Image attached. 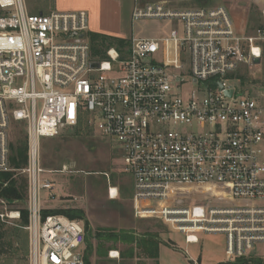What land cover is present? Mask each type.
<instances>
[{
  "label": "built area",
  "instance_id": "2783aa9c",
  "mask_svg": "<svg viewBox=\"0 0 264 264\" xmlns=\"http://www.w3.org/2000/svg\"><path fill=\"white\" fill-rule=\"evenodd\" d=\"M140 18L178 20L181 29L168 37L133 36L122 52L111 47L109 59L98 61L86 10L29 14L24 0H0V171L10 169L11 126L20 122L28 141L22 171L30 264H86L82 221L43 215L41 191L45 200L54 198V182L42 177L48 170L40 141L66 128L117 142L122 168L133 179L136 218L157 217L191 243L199 232H223L229 264L264 243V104L242 77L228 83L230 74L262 62L264 11L249 34L237 32L222 5L172 9L136 0L132 20ZM187 52L189 79L198 89L183 96L186 78L177 70ZM258 90L264 95V86ZM179 184L216 185L224 204H171ZM114 188L108 187L111 199L118 195Z\"/></svg>",
  "mask_w": 264,
  "mask_h": 264
},
{
  "label": "rangeland",
  "instance_id": "374dc122",
  "mask_svg": "<svg viewBox=\"0 0 264 264\" xmlns=\"http://www.w3.org/2000/svg\"><path fill=\"white\" fill-rule=\"evenodd\" d=\"M32 0H27L30 3ZM50 1V0H48ZM79 5H84L89 14L90 31L115 36L122 35L131 39L134 37H168L174 29H181V23L174 19L140 18L132 20L130 13L131 1H123L121 12H97L93 0H75ZM163 1L172 9H190L198 5L216 7L221 5L219 0H141L146 2ZM223 5L232 4V9L244 13L249 8L248 33H253L262 23L264 0L261 5L258 0H223ZM98 7V6H97ZM28 10L31 8L28 6ZM48 10H51L50 8ZM76 10H81L80 8ZM72 11V10H71ZM94 52L93 58L102 61L108 60L107 51ZM160 58L161 55H156ZM190 53L183 62L178 74H183L186 81L183 83V96H188L198 85L189 79ZM236 77H243L242 82L248 87H255L252 95L264 104V95L259 88L264 86V58L262 62L252 69L241 70L238 74H230L228 83L235 84ZM253 80L254 84L250 83ZM257 86V87H256ZM20 122H13L10 131V140L16 141L23 128ZM180 130V127H175ZM11 157V149H10ZM40 159L44 169L42 174L54 182V200L46 201L47 191H41L46 209L77 207L85 212L90 229L94 232L97 228H113L116 230H134L139 235L158 234L161 239L158 258H148L140 246L134 247V256H130L131 245L125 243L107 242L104 247L109 248L106 256L93 253L91 264H229L226 255L227 237L223 232H199L198 241L187 242L185 234L174 231L157 217L136 218L131 201L130 175L123 170V160L117 142L110 138L93 134L85 129L66 128L54 137H43L40 141ZM11 169V163H10ZM9 169V170H10ZM18 177H27L21 169L17 171ZM28 180V177H27ZM116 187L118 195L115 199L108 196V187ZM216 185H185L179 184L173 188L171 204L194 206L196 204L217 206L224 204ZM27 200V199H26ZM1 202V201H0ZM27 205V204H26ZM23 206V205H21ZM15 207L1 204L0 211L8 214ZM82 223L85 225L83 220ZM16 223L9 222L8 226ZM29 234V233H28ZM94 244L96 238L92 237ZM144 241V240H143ZM86 249V247H85ZM118 251V257H112L110 251ZM253 256L264 258V243L256 245ZM30 254V240H29ZM116 255V254H113ZM0 264H2L0 262ZM30 264V263H29Z\"/></svg>",
  "mask_w": 264,
  "mask_h": 264
},
{
  "label": "trees",
  "instance_id": "16d2710c",
  "mask_svg": "<svg viewBox=\"0 0 264 264\" xmlns=\"http://www.w3.org/2000/svg\"><path fill=\"white\" fill-rule=\"evenodd\" d=\"M196 1L200 3L199 0ZM89 36L91 44L95 49L94 52L97 54L111 47H115L122 52L131 43V40L128 38L94 31H90ZM243 79L245 80V78ZM10 148L11 169L0 171V203L15 207L10 210H17L20 215L17 219L12 220L7 218L3 220L0 217V262L2 264H29V232L27 230L29 211L26 207L28 180L24 176L20 179L17 173L19 169L22 170L28 163V141L24 130L16 141L10 143ZM1 213H4V211H0ZM50 214H63L71 219L84 221L86 229V264H91L90 258L93 253L99 256H106L108 254L109 248L104 247L107 242L114 244L121 242L131 245V257L134 256L133 246L138 245L149 254L150 258H158L159 245L161 243L158 234H148L145 236L139 235L134 230H116L102 227L92 232L85 212L83 209L77 207L43 209L44 216ZM12 221L16 223L8 226L7 224ZM92 237L96 238V244H94ZM234 264H264V258H257L251 255L236 260Z\"/></svg>",
  "mask_w": 264,
  "mask_h": 264
},
{
  "label": "crops",
  "instance_id": "0c3cea01",
  "mask_svg": "<svg viewBox=\"0 0 264 264\" xmlns=\"http://www.w3.org/2000/svg\"><path fill=\"white\" fill-rule=\"evenodd\" d=\"M123 1L124 0H93V2H95V6H96V10L97 12H102V13H106V9H111L113 10L112 13L118 14L121 12V8L123 5ZM129 1V0H128ZM131 1V8H130V13H132L133 7L135 5V1L136 0H130ZM196 1V0H195ZM260 3H256L261 5V0H258ZM125 2H127V0H125ZM140 3L141 0H139ZM158 2V1H157ZM197 2V1H196ZM25 3V7H26V11L29 14H48L53 10H62V11H70V10H76L78 8L85 10V6L84 5H79L75 0H32L30 3H27V0H24ZM198 3V2H197ZM219 3H221L222 6H225L228 11L230 12L232 18H233V22H234V26L237 30V32L241 33V34H249V8H247L246 10H244V13L242 12H238V10L232 9V4L229 3L228 6L223 5V0H219ZM28 6L31 8V10H28ZM98 6V7H97ZM201 5H198L197 7H200ZM207 7V6H206ZM51 10H48V9ZM87 11V10H86ZM262 23V22H261ZM118 37H123L126 38V36H122V35H115ZM130 181H131V201H132V195H133V179L130 176ZM111 199V198H110ZM115 199V198H114ZM53 201L54 199H50V200H46V201ZM86 241V240H85ZM86 243V242H85ZM86 244L84 246V254L86 252ZM114 251V250H112ZM145 256L149 257V254L145 251H143ZM91 260V258H90Z\"/></svg>",
  "mask_w": 264,
  "mask_h": 264
},
{
  "label": "water",
  "instance_id": "95a60500",
  "mask_svg": "<svg viewBox=\"0 0 264 264\" xmlns=\"http://www.w3.org/2000/svg\"><path fill=\"white\" fill-rule=\"evenodd\" d=\"M254 62L257 63V64H259L261 62V60L259 58H255L254 59ZM93 66H98V64L97 63H93ZM226 94L228 96H231L232 95V91H228V92H226Z\"/></svg>",
  "mask_w": 264,
  "mask_h": 264
},
{
  "label": "bare ground",
  "instance_id": "6f19581e",
  "mask_svg": "<svg viewBox=\"0 0 264 264\" xmlns=\"http://www.w3.org/2000/svg\"><path fill=\"white\" fill-rule=\"evenodd\" d=\"M113 188V191H115V188L114 187H112ZM114 193V192H113Z\"/></svg>",
  "mask_w": 264,
  "mask_h": 264
}]
</instances>
